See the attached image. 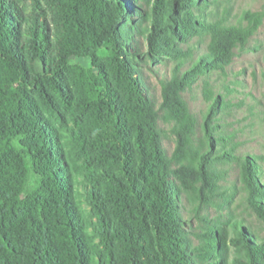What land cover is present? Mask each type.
Returning a JSON list of instances; mask_svg holds the SVG:
<instances>
[{"label": "trees", "instance_id": "trees-1", "mask_svg": "<svg viewBox=\"0 0 264 264\" xmlns=\"http://www.w3.org/2000/svg\"><path fill=\"white\" fill-rule=\"evenodd\" d=\"M42 1L49 24L0 0V264H264V238L242 219L204 218L187 231L177 184L223 208L212 165L232 158L213 150L225 142L214 121L227 102L203 82L200 141L181 94L210 73L225 75L253 27L208 20L212 0H159L137 23L127 0ZM136 34L154 63H174L160 81L162 120L176 138L170 158L136 68L141 56L131 52ZM200 35L204 53L179 48ZM257 159H241L239 182L264 230Z\"/></svg>", "mask_w": 264, "mask_h": 264}, {"label": "rangeland", "instance_id": "rangeland-1", "mask_svg": "<svg viewBox=\"0 0 264 264\" xmlns=\"http://www.w3.org/2000/svg\"><path fill=\"white\" fill-rule=\"evenodd\" d=\"M26 15L38 17L41 21L50 23V15L47 6L42 0H15ZM159 0H127L137 9L133 14V20L137 23L140 16L150 17L153 14L155 3ZM213 3L206 9L208 20H219L228 25L241 23L243 26L251 25L253 34L243 47L234 50V56L226 67L225 75L213 72L204 78L197 80L189 90L181 94L189 112L196 119L195 139L203 140L201 123L208 110L209 103L203 97V82L208 81L214 94L223 96L227 102L220 108L214 123L218 124L217 135L225 138L223 146L214 143L213 150L226 151L232 155L228 160L220 158L213 163L212 168L218 175L217 184L220 192L214 197V202L222 204L219 210L215 205H205L193 200L188 191L179 185L180 212L184 221V228L190 232L199 231L203 227L202 219L213 223L222 217L228 216L242 219L246 226L264 238V230L261 221L246 206L244 193L239 182V162L244 156L257 157L260 166V181L264 183V0H212ZM193 8L194 14L198 12ZM249 16V18H246ZM150 25V21L147 22ZM131 52L141 56L137 60L138 75L142 80L144 94L154 106L157 119L160 146L165 155L170 158L176 146V138L171 132L170 125L162 120L161 86L160 81L168 79L171 75L174 63L170 57L156 62L147 56L148 43L144 37L138 34L131 40ZM208 37L206 35L190 37L186 43L179 45L180 49L191 50L194 57L204 53L207 49ZM106 52L101 51V55ZM72 64L90 67V60L85 58H72ZM187 68V67H185ZM184 68V69H185ZM68 127L71 123H67ZM234 157V158H233ZM82 168L77 160V167ZM176 164L171 168L175 169ZM82 193V190H80ZM81 211L86 218H90L89 208L81 197Z\"/></svg>", "mask_w": 264, "mask_h": 264}]
</instances>
